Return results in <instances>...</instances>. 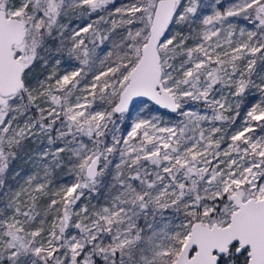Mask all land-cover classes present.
<instances>
[{"label":"snow or ice","instance_id":"6c2138e0","mask_svg":"<svg viewBox=\"0 0 264 264\" xmlns=\"http://www.w3.org/2000/svg\"><path fill=\"white\" fill-rule=\"evenodd\" d=\"M0 264H264V0H0Z\"/></svg>","mask_w":264,"mask_h":264},{"label":"trees","instance_id":"16d2710c","mask_svg":"<svg viewBox=\"0 0 264 264\" xmlns=\"http://www.w3.org/2000/svg\"><path fill=\"white\" fill-rule=\"evenodd\" d=\"M127 0H117V4L119 5L120 3H126ZM75 22V21H74ZM242 22V20L240 21ZM17 166H22L24 168V170L27 172L30 168V165L28 163H25L23 161H16L14 162L13 164V167H17ZM66 170H63V169H58L55 176H56V179H55V182H60L61 179H62V172H64ZM66 179H70V177H65Z\"/></svg>","mask_w":264,"mask_h":264},{"label":"rangeland","instance_id":"374dc122","mask_svg":"<svg viewBox=\"0 0 264 264\" xmlns=\"http://www.w3.org/2000/svg\"><path fill=\"white\" fill-rule=\"evenodd\" d=\"M246 22L245 21H242L240 22V24L243 26ZM250 27V26H249Z\"/></svg>","mask_w":264,"mask_h":264}]
</instances>
